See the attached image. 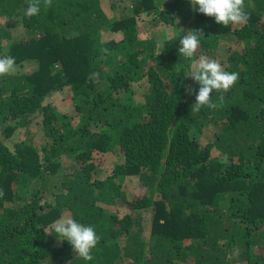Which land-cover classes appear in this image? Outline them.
I'll return each instance as SVG.
<instances>
[{
	"label": "trees",
	"instance_id": "trees-1",
	"mask_svg": "<svg viewBox=\"0 0 264 264\" xmlns=\"http://www.w3.org/2000/svg\"><path fill=\"white\" fill-rule=\"evenodd\" d=\"M123 1L39 0L26 17L31 0H0L25 32L0 29V58L35 66L0 75V264H264V0L227 27L189 0ZM202 57L238 80L195 111L185 74ZM60 218L94 227L91 261L57 241Z\"/></svg>",
	"mask_w": 264,
	"mask_h": 264
},
{
	"label": "clouds",
	"instance_id": "clouds-1",
	"mask_svg": "<svg viewBox=\"0 0 264 264\" xmlns=\"http://www.w3.org/2000/svg\"><path fill=\"white\" fill-rule=\"evenodd\" d=\"M193 9L206 17L214 18L218 25L227 27L230 24H244L248 16L244 8V0H189ZM41 12L39 0H31L24 9L26 17H34ZM179 38L178 52L181 57L191 59L200 44L201 35L197 31H185ZM167 40L165 34L160 40L163 47ZM15 70V60L11 56L0 58V75ZM186 77H190L197 85L196 103L192 110L199 111L202 106L213 107L210 94L218 91H228L238 80V73L226 71L221 63L207 57L199 60L190 68ZM58 242H65L71 246L77 257L85 262L92 260L91 252L97 246L99 237L91 225L82 224L72 218H60L52 227Z\"/></svg>",
	"mask_w": 264,
	"mask_h": 264
},
{
	"label": "rangeland",
	"instance_id": "rangeland-1",
	"mask_svg": "<svg viewBox=\"0 0 264 264\" xmlns=\"http://www.w3.org/2000/svg\"><path fill=\"white\" fill-rule=\"evenodd\" d=\"M112 1V0H111ZM166 3L170 2L171 0H162ZM129 5L128 1H123L121 3V8L120 9H123L125 6ZM151 29V31H154L153 30V25H148ZM7 28V30L11 31L12 32V35L14 37H18V38H23L25 36V32L24 30H21L20 27H17V24L14 22V21H10L8 20V18H4V19H0V29H4V28ZM140 29L141 28H145L146 25H140L139 26ZM163 29V28H162ZM162 29H160L159 31H161ZM167 31H164L163 34L160 33L158 34V37L162 38L165 34H167V38L168 36L172 35V31L170 29H166ZM158 32V31H157ZM102 37H103V41L104 42H108L111 38H115V39H119V37H116V36H111L109 34H102ZM226 52H223L222 51V55L225 54ZM35 68L34 66V63L32 62H27V63H24L23 65H15V70L11 73H24V72H28L30 71L31 69ZM70 95L69 91L65 90V91H62V92H59V93H56V94H53L52 96L49 97L48 99V102L52 103L54 106H60L61 109L64 108V104L67 103L68 101V96ZM72 108V107H71ZM217 131L216 129H213V130H208V132H206L203 136H206L208 137V139H211L212 137H214V134H216ZM12 145V143H11ZM109 162H111V158H107V160L105 161L106 164H109ZM109 167H110V164H109ZM110 210L112 212H115L116 211V208L114 207H110ZM147 218H149L148 215H146Z\"/></svg>",
	"mask_w": 264,
	"mask_h": 264
}]
</instances>
